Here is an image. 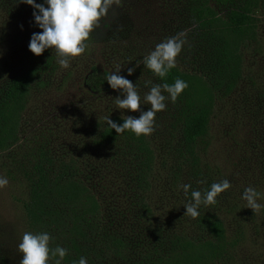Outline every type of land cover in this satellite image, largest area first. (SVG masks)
Wrapping results in <instances>:
<instances>
[{"label":"rangeland","instance_id":"374dc122","mask_svg":"<svg viewBox=\"0 0 264 264\" xmlns=\"http://www.w3.org/2000/svg\"><path fill=\"white\" fill-rule=\"evenodd\" d=\"M42 4L48 6L46 1ZM243 5L256 18V34L240 45L241 74L234 89L226 92L217 85L211 69L214 49L220 41L217 25L200 21L198 13L205 17L212 11L221 24L228 7ZM33 11L31 5L20 0H0V89L27 68H39L19 118L17 142L0 151V177L8 180L0 188V264H19L22 259L17 246L23 234L31 232L22 209L29 191L24 173L40 150L54 159L55 170L63 163L75 164L83 181L90 173L87 168H91L85 169V165L101 166V183L107 187L96 191L101 204L98 223L125 238L123 252L129 264H153L159 256L155 249L160 250L155 230L159 226L165 236L214 240L203 224L206 217L220 219L225 229L226 255L217 264H264V207L253 212L242 198L244 189L252 186L259 193L257 203L264 205V0L226 4L214 0H121L90 33L85 52L70 57L68 68L59 65L55 48L45 49L41 55L29 50L32 33L42 32ZM184 30H188L187 43L176 57V67L202 77L197 96L204 95V85L211 94L213 111L208 135L194 145L186 144L182 120L195 102L193 105L177 99L173 103L167 99L166 109L156 113L155 130L146 136L154 164L148 186L139 188L128 182L127 172L109 160L115 156L128 163L129 153L124 157L92 149L106 116L138 118L140 113L117 108L116 97L123 98L121 90L109 86L106 91L92 92L85 77L91 67L108 75L119 67V74L137 86L141 109L146 111L150 104L143 97L151 85L145 86L144 82L161 83L144 65L143 58L158 43ZM49 58L51 64H47ZM137 64L128 75L127 69ZM162 94L168 96L167 92ZM224 179L231 188L216 197V204H201L197 218L184 214L191 191L203 195L213 183ZM183 184L191 186L187 197ZM145 206L150 210V223L140 217ZM90 244L101 247L97 242ZM72 254L68 249L61 264L78 262L80 258L70 261ZM57 259L50 257L49 264ZM86 260L87 264L122 261L112 256Z\"/></svg>","mask_w":264,"mask_h":264},{"label":"trees","instance_id":"16d2710c","mask_svg":"<svg viewBox=\"0 0 264 264\" xmlns=\"http://www.w3.org/2000/svg\"><path fill=\"white\" fill-rule=\"evenodd\" d=\"M44 1L46 0H39L40 4ZM214 1L226 4L234 0ZM209 14L210 16L207 15L205 18L202 12H199L198 17L200 21L207 20L210 24L214 22L217 25L220 41L214 49V63L211 69L215 73L217 85L230 92L241 74L239 47L242 43L255 38L256 18L245 5L228 7L226 18L221 24L216 13L211 11ZM47 64H51L50 58ZM38 69L33 66L27 68L13 76L0 89V151L17 142L19 118L26 107L31 84L39 74ZM107 76L106 72L91 67L85 77V83L92 92H103L109 87ZM155 76L161 84L171 85L177 78L187 82L188 87L177 99L193 105L195 102V106L183 117V140L189 145L203 140L209 131L213 99L206 91V85L203 89L204 95L197 96L201 93L197 85L203 81L202 77L182 72L177 67L169 70L163 79ZM125 118L112 116L110 119L122 124ZM93 146L94 151H113L115 154H123L124 157L129 153L128 163L115 156H110L109 160L118 164L123 172H127L128 182L139 188L148 186L154 154L145 135L137 136L130 130L117 134L115 129H111L106 123ZM54 164V159L40 150V154L31 162V168L24 173L29 191L27 198L22 201V209L28 229L33 234L48 233L53 238L49 242L50 249L57 246L69 249L73 253L70 261L81 257L88 259L112 256L114 259L122 260L118 264H129L123 252L126 247L125 238L98 223L101 218V204L96 191L99 187L101 189L107 187L101 183L104 180L99 174L101 166H93L91 163L85 165V169L88 166L91 168H87L90 173L88 176L84 175L83 181L76 172L75 164L63 163L59 170L54 169ZM97 177L100 178L97 180ZM144 209L140 217L148 220L150 210L147 206ZM203 224L214 240L191 241L182 235L165 236L162 234L161 226L155 229L159 234L160 250L155 249L159 256L155 258L153 264H217L222 261L227 250L223 222L217 218L206 217ZM146 226L149 227V224ZM91 242H97L101 247L92 246ZM69 258L66 257L67 260Z\"/></svg>","mask_w":264,"mask_h":264},{"label":"clouds","instance_id":"9594fccd","mask_svg":"<svg viewBox=\"0 0 264 264\" xmlns=\"http://www.w3.org/2000/svg\"><path fill=\"white\" fill-rule=\"evenodd\" d=\"M20 2L31 5L34 9L32 15L37 26L42 32H34L28 44L29 50L35 55H41L45 49L55 48L59 65L62 68L70 66V57L83 54L86 50V41L90 33L100 26L102 19L106 18L113 5L119 6L121 0H46L44 4L35 3V0H20ZM22 27V26H21ZM187 31L184 30L174 36L166 38L158 43L155 49L143 58L144 65L160 78L167 76L169 70L176 67V57L182 51L183 45L187 43ZM134 65L127 69L128 75H132ZM120 68L106 77L109 86L114 90H121L123 98L116 97L118 109H127L132 112H139L138 118L126 116L122 124H117L105 117L106 123L111 129H115L117 134L130 130L135 135H151L154 129L155 116L159 111L166 109L165 101L170 99L173 103L178 96L188 87L186 81L177 78L171 85L152 84L145 81V86L151 85L148 93L143 97L145 103L150 104L148 110L141 109V97L138 88L132 81L119 74ZM167 92L168 96L163 95ZM8 184L7 178L0 177V188ZM182 189L185 196H188L190 185L183 184ZM231 188L227 179L213 183L210 190L205 193L201 191H191V200L184 205V214L192 218H197L201 204L214 205L217 203L216 197ZM259 193L252 186L244 189L242 198L247 201L248 208L253 212H258L264 205L257 203ZM53 239L48 233L25 232L21 242L18 244V251L22 254L19 264H49L50 257L58 256L55 264L61 261L68 254L64 247L57 246L50 249L49 242ZM74 264H87V260L81 257Z\"/></svg>","mask_w":264,"mask_h":264}]
</instances>
